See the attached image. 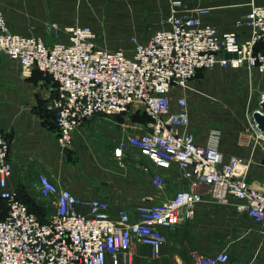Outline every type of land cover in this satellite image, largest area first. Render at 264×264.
Here are the masks:
<instances>
[{"label": "built area", "instance_id": "2783aa9c", "mask_svg": "<svg viewBox=\"0 0 264 264\" xmlns=\"http://www.w3.org/2000/svg\"><path fill=\"white\" fill-rule=\"evenodd\" d=\"M183 5V0H170L163 27L147 39L132 34L130 54L102 46L96 31L79 22L47 23L48 35L66 34L65 40L52 44L43 36L16 32L0 6V54L17 60L24 73L37 70L53 83L49 108L63 151L73 146L84 121L138 106L150 120L145 130L119 141L114 148L117 164L125 165L122 158L133 147L161 169L177 168L186 183L168 200L139 206L132 218L126 211L114 215L105 200L80 199L40 172L36 186L49 209L42 221L8 187L13 175L10 142L0 129V264H132L135 243L149 247L151 258L158 257L166 231L192 221L206 194L264 228V191L247 178L252 160L224 159L219 126L211 128L206 144L199 143L191 129L186 95L177 98L176 107L171 101L174 87L187 89L200 71L245 68L264 74V5L249 4L242 23L250 32L244 40L235 32L203 23L201 15L208 14L209 7L192 13L182 10ZM263 99L264 93L260 102ZM255 110L264 113L261 107ZM253 112L248 117L251 132L241 136L247 145L264 142ZM153 183L163 188L167 179L155 173ZM229 261V252L221 250L199 255L192 264Z\"/></svg>", "mask_w": 264, "mask_h": 264}, {"label": "crops", "instance_id": "0c3cea01", "mask_svg": "<svg viewBox=\"0 0 264 264\" xmlns=\"http://www.w3.org/2000/svg\"><path fill=\"white\" fill-rule=\"evenodd\" d=\"M51 1L12 0L14 12L10 8H5L4 12L10 28L22 34L43 36L49 44L65 40V33L54 38L46 33L45 28L50 21L63 16L67 19L73 8L64 12L57 4L51 5ZM252 1L264 5V0H183L182 10L193 13L195 9L209 7L210 12L201 15L203 23L220 31L235 32L244 40L250 29L242 21ZM147 4L151 6L152 21L168 17L170 0H147ZM162 27L163 24L149 37ZM132 49L125 50L130 54ZM240 69H207L189 81L187 89L174 87L171 101L176 107L177 98L182 93L186 95L191 129L201 144L207 143L211 128L220 124V149L224 159L237 156L245 161L252 160L248 181L264 191V142L247 145L242 141V133L251 132L242 109L231 119L222 111L227 99L225 88L234 86L242 74ZM258 73H255L251 85L261 88L264 93V74ZM53 94V83L49 78L37 70L24 73L17 60L0 54V129L10 142L13 164V175L8 184L10 189L21 190L22 194L40 201L37 178L40 172H45L80 199L105 200L114 215L126 211L135 218L139 206L168 200L176 191L186 187L181 171L177 168L161 169L133 147L122 158L125 165L117 164L114 148L119 141L146 128L147 115L138 106L125 113L98 115L84 121L74 135L73 146L69 151H63L57 143L56 129L51 128L44 115L50 110ZM155 173L166 177L165 187L154 185ZM202 190L206 193L207 187ZM134 250L132 264H192L199 255H211L221 250L229 252L228 264H264V228L239 213L234 206L217 205L206 194L198 203L192 221L166 231V240L158 257L151 258L149 247L140 243L134 244Z\"/></svg>", "mask_w": 264, "mask_h": 264}, {"label": "rangeland", "instance_id": "374dc122", "mask_svg": "<svg viewBox=\"0 0 264 264\" xmlns=\"http://www.w3.org/2000/svg\"><path fill=\"white\" fill-rule=\"evenodd\" d=\"M54 4H57L60 9L63 8L64 12L66 9L71 11L73 8V12L68 13L71 18L63 19L66 17L63 16L57 21L50 22L88 24L96 31L100 44L111 49L132 47L130 41L132 34H137L140 38L146 39L157 27L162 26L167 18L166 16L157 22L152 21L151 6L147 4V0H61L58 3L52 0L51 5ZM0 6L4 12L5 8L7 10L10 8L13 12L15 10L12 0H0ZM12 11L11 13H13ZM240 70L242 74L237 77L234 86L230 85L225 88L224 93L227 99L225 100L226 106L222 111L231 119L234 115L239 114L242 109L244 121L249 125L248 117L255 109L260 108V99L263 93L261 88L251 85L255 73L258 72L249 71L245 68ZM204 71H200L198 74H202ZM258 74L262 75L261 73ZM197 76L192 80H195ZM175 88L181 90L179 87ZM38 202L45 206L46 209L43 206L41 210L48 216L49 209L44 203L45 201L41 199Z\"/></svg>", "mask_w": 264, "mask_h": 264}, {"label": "trees", "instance_id": "16d2710c", "mask_svg": "<svg viewBox=\"0 0 264 264\" xmlns=\"http://www.w3.org/2000/svg\"><path fill=\"white\" fill-rule=\"evenodd\" d=\"M41 73V72H40ZM198 74V73H197ZM201 74H198L197 77H199ZM147 115V113H145ZM45 117L48 119V122H50V126L51 128H55L57 131V124L55 122V116L53 111L49 110V111H45L44 113ZM147 122L150 120V117L147 115L146 118ZM220 126V125H219ZM69 151V149L66 150V152ZM70 154V153H68ZM21 190H18V196L19 198L26 202L28 204V206L30 207L31 211H33L34 213H36L38 215V217L42 220V221H46L47 220V215H45L42 210L41 207H43L44 205H42L41 203H39L38 201H35L31 196L24 195L20 192ZM45 208V206H44ZM46 209V208H45Z\"/></svg>", "mask_w": 264, "mask_h": 264}, {"label": "water", "instance_id": "95a60500", "mask_svg": "<svg viewBox=\"0 0 264 264\" xmlns=\"http://www.w3.org/2000/svg\"><path fill=\"white\" fill-rule=\"evenodd\" d=\"M260 107L262 111L264 112V99L260 102ZM253 118L255 122L258 124V127L264 131V113H262L260 110H255L253 112Z\"/></svg>", "mask_w": 264, "mask_h": 264}]
</instances>
